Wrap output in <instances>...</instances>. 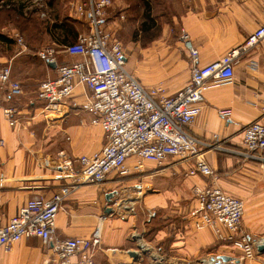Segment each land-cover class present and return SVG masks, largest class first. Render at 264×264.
<instances>
[{"label":"crops","instance_id":"crops-1","mask_svg":"<svg viewBox=\"0 0 264 264\" xmlns=\"http://www.w3.org/2000/svg\"><path fill=\"white\" fill-rule=\"evenodd\" d=\"M63 1L22 2L26 15L36 11L41 19L49 20L48 30L42 24L20 33L22 45L14 39L16 33L13 38L6 34L18 29L14 19L8 16L3 19L0 13V31L13 40L12 43H1L0 61L9 62L11 78L19 81L23 89L21 96L10 98L0 90V139L3 140L0 145V226L16 215L28 198L65 193L56 217L57 236L89 237L99 225L102 248L95 254V264L128 260L119 251L111 253L109 250L135 248L130 229L133 216L113 217L114 212L110 208L114 186L124 182L128 191L137 194L135 202H141L146 210L165 209L162 225L150 235L149 241L146 240L163 255V264H194L201 255H223L227 252L233 253L235 264H264V252L255 250L253 258L241 259L240 251L220 242L212 229L193 226L196 212L194 193L193 197L182 196L189 191L184 185L173 187L178 179L171 174L186 171L195 159L182 161L169 157L161 165L144 161V171L139 173L133 169L137 158L129 157L130 173L127 176L120 178L111 174L102 184H80L69 192L72 181L56 177L54 165L59 151L63 150L64 157L71 158L74 168H78L76 158L79 155L91 154L104 144L100 125L91 123L92 114L84 108L90 94L86 86L77 85L72 95L62 102L59 112L44 109L43 102L36 98L39 83L46 78H56L59 64L80 58L60 52L55 55L56 63H46L38 56V51L44 46L32 44L43 41L46 46L64 47L69 43L63 29L67 26L64 25L67 18L76 22L71 23L76 35L87 31V25L66 5L57 9L59 15H56L55 6ZM66 1L69 3L70 0ZM112 1L106 29L123 41L128 36V70L145 87L163 82L166 94L170 96L185 86L190 77L189 59L182 49L184 59L178 65L167 69L159 62L164 50H160L156 43L165 39L170 27L177 33L181 28L188 32L198 49L199 64L203 66L242 45L248 35L264 23V0H128V9L123 12L125 15L119 12L116 0ZM80 21L85 28L78 26ZM53 24H61L62 28L53 29ZM148 26L152 28H146ZM155 26H160V29L153 36ZM263 98L264 39L240 53L231 81L203 91L200 113L187 130L207 143L214 141L216 134L222 146L242 150V130L260 117ZM6 107L15 108L14 116L18 119L15 126H11L3 114L2 109ZM226 109L230 112L222 115L220 111ZM200 155L217 172L216 184L225 193L243 201V233L263 241L264 164L232 152L206 148H202ZM210 180L195 175L185 185L194 183L193 188L209 184ZM53 258L50 246L37 237L22 238L10 251L0 249V264H55ZM147 258L135 257L130 264H142L148 261Z\"/></svg>","mask_w":264,"mask_h":264},{"label":"built area","instance_id":"built-area-1","mask_svg":"<svg viewBox=\"0 0 264 264\" xmlns=\"http://www.w3.org/2000/svg\"><path fill=\"white\" fill-rule=\"evenodd\" d=\"M112 3V0L69 1L70 10L86 23L87 31L79 33L75 42L66 44L64 52L80 58L59 64L57 77L42 80L36 90V98L43 102L44 109L59 112L62 102L72 95L77 85L86 86L90 94L84 108L92 114L91 123L100 125L103 131V146L91 154L79 155L76 158L78 168H74L71 158L64 157L63 150L59 151L54 165L56 177L72 181L69 192L80 184H102L111 174L120 178L127 176L130 173L129 157L137 158L133 169L139 173L144 171V161L161 165L169 157L182 161L195 159L184 175H202L211 180L209 184L193 187L196 199L193 226L212 229L220 242L240 251L241 259L253 258L262 240L252 239L241 229L243 201L225 193L216 184L214 169L200 154L202 148L227 151L264 164V98L260 117L242 130V150L222 146L216 134L214 141L204 142L192 135L187 127L200 113L203 91L231 81L240 53L264 39V23L248 35L242 45L203 66L199 64L198 49L188 32L181 28L179 41L189 59L190 77L185 86L170 96L162 85L145 87L127 69L122 42L106 29ZM14 38L18 44H23L21 35L15 34ZM55 55L56 50L51 45L38 51L39 58L46 63H56ZM0 90L7 98L23 94L21 83L11 78V67L6 61H0ZM2 111L9 124L15 126L18 120L14 116L15 108L6 107ZM229 112L228 109L220 111L222 115ZM65 196V193L55 192L49 197L34 195L28 198L16 215L0 226V249L10 251L22 238L37 237L50 246L55 264H95V254L102 248L99 225L89 237L60 238L56 234V217ZM124 202L121 204L123 209L134 215V202L129 198ZM141 241L136 249L110 248L111 253L119 251L128 257V260L120 259L115 264H130L134 258L129 251L141 256L152 249ZM152 257L155 264L164 263L159 252ZM199 262L222 264L210 256L201 257Z\"/></svg>","mask_w":264,"mask_h":264},{"label":"rangeland","instance_id":"rangeland-1","mask_svg":"<svg viewBox=\"0 0 264 264\" xmlns=\"http://www.w3.org/2000/svg\"><path fill=\"white\" fill-rule=\"evenodd\" d=\"M21 0H13V2L15 3V7H19V5H21L22 2H26V0H23L22 2H20ZM67 3V4H66ZM117 3V7L120 10L119 12H124L126 9V7H128V0H116ZM64 5H66L67 7H69V3L65 0L62 3L58 2L55 6L56 9H54L55 11L57 9H60L61 6L64 7ZM126 8V9H125ZM58 11V10H57ZM119 14V13H118ZM125 13H123V15H125ZM5 17H9V18H13L18 19V17L11 11H5ZM12 15V16H11ZM122 18V16H121ZM78 26H81L82 28H85V25L83 22H79ZM18 28V27H17ZM19 29V28H18ZM18 29H16V31H9L6 32L7 35H11L13 37V34H19L20 32L18 31ZM170 32L166 35L165 39L163 41H161L160 43H156V45L160 48V50H164V54L161 58H159V62L162 63L163 66L167 67V69H169L170 67H173L175 65H178L180 63L181 60L184 59V56L182 54V45L179 41V33H177L176 31H174L173 27H170ZM123 36V35H122ZM117 37V36H116ZM121 42L122 45L125 49V54L127 57V61H126V67L128 69V36L126 41H123L121 38L117 37ZM46 43H43L42 46H46ZM56 53H60V52H64L62 50H64V47L59 45V46H54ZM3 48V44L0 43V50ZM182 49V50H181ZM184 52V51H183ZM135 76V74H133ZM153 77V75H151ZM137 78V76H135ZM138 79V78H137ZM156 85H164L163 82H157ZM154 86V85H153ZM185 171L183 170H179V171H175L171 174V176H176L178 179V182L175 186H181L184 185V187H186L185 189L188 192V194L182 193V196H191L193 197V184H188L185 185V183H188L189 181H191V177L193 176H188L186 177L184 175ZM215 174H217L216 171H214ZM210 179V178H209ZM124 183V182H123ZM118 184L117 186H114V192L111 194L112 197H110L111 201H110V205H111V211L114 212V216L113 217H121V218H127L128 217V212L126 210L123 209V204L125 203L124 200H126L127 198L131 199L134 202L135 205V214L131 215L132 217V223H131V239L132 242L135 246L134 249L137 248V244L139 242H142L141 239L145 242L146 240H150L149 236L151 235V231L148 232V228H155L157 226V221L155 220L154 222H152L150 224V220L152 218H157V217H162V214L164 212L165 209H155V210H146L144 205L141 202H135L136 199L135 197H137V194L134 193L133 191L130 192L128 191V187L124 186V184ZM172 187V188H173ZM185 190V191H186ZM138 197H140V195H138ZM122 204V205H121ZM121 205V206H120ZM144 227V228H143ZM133 234L135 236H133ZM236 249V248H235ZM133 251V250H132ZM135 252V251H134ZM158 251L156 249H150L149 252H146L145 254H141V256H139V254L136 253V257H142L143 258H147L148 261L147 262H143L142 264H154L153 262V257L152 255L157 253ZM233 253L227 252V254H223V255H215V254H204L203 256L201 255L199 258L196 259L194 264H202L199 262V259L201 257H211L213 259L216 258V260H220V262L222 264H235V258L232 255ZM131 256V255H130ZM132 258H135L134 256H132ZM231 258V259H229Z\"/></svg>","mask_w":264,"mask_h":264},{"label":"trees","instance_id":"trees-1","mask_svg":"<svg viewBox=\"0 0 264 264\" xmlns=\"http://www.w3.org/2000/svg\"><path fill=\"white\" fill-rule=\"evenodd\" d=\"M23 7H24V5L22 3H21V5H19V7H15V3L13 2V0H0V13L3 14V19L4 18H7V17H5L6 16L5 15V11H11V12H13V15L15 14L18 17V19H15L14 20V23L16 24V27L19 28L20 33L25 32V30H27V29L30 30L31 27L34 28V27H37L38 25H42V24H43L44 28L46 30H48V27H49L48 26L49 25V20L48 19H45V18L44 19H41L39 17L38 13H36V11H32L29 15H26L24 13V11H23ZM54 12L56 13V15H59V12L58 11L57 12L54 11ZM27 22L31 23L32 26L29 27ZM71 23H76V22L73 19H71V18H67V20L65 19V22H64V25H67L66 28L63 25L64 26L63 27L64 31L67 32V35H66V38L65 39H67L69 41V43L75 42L76 41V38H77L76 32L74 33V29H73L74 26ZM52 27H53V29L56 28V27L57 28H62V25L61 24H53ZM70 27H72V30L70 29ZM146 28H152V27L148 26ZM153 29H154V31H153L154 34H152V35L154 36V35H156L157 30L160 29V26H155V28H153ZM153 29H151V30H153ZM3 42L4 43H12L13 40L11 39L10 36H7V35L1 33V31H0V43H3ZM43 43H44L43 41H34V43H32V44H35L37 46H42ZM69 43H67V44H69ZM155 220L158 223L157 226L155 228H148V232L151 231L150 232L151 233V236H152V233L158 227H160L162 225V223H161V221H162L161 217L152 218L150 220V224L152 222H154ZM150 238L151 237L149 236V239Z\"/></svg>","mask_w":264,"mask_h":264},{"label":"water","instance_id":"water-1","mask_svg":"<svg viewBox=\"0 0 264 264\" xmlns=\"http://www.w3.org/2000/svg\"><path fill=\"white\" fill-rule=\"evenodd\" d=\"M50 64H52V63H50ZM256 250L258 252H264V240L256 247ZM129 255L136 257V253L134 251H129ZM229 259H231V258H229Z\"/></svg>","mask_w":264,"mask_h":264},{"label":"bare ground","instance_id":"bare-ground-1","mask_svg":"<svg viewBox=\"0 0 264 264\" xmlns=\"http://www.w3.org/2000/svg\"><path fill=\"white\" fill-rule=\"evenodd\" d=\"M206 264H210V263H206Z\"/></svg>","mask_w":264,"mask_h":264}]
</instances>
